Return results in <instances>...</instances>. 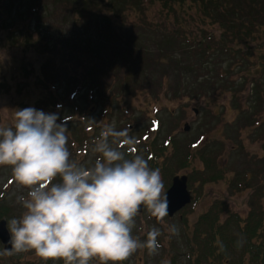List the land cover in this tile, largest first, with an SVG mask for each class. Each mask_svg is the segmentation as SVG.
<instances>
[{"label": "rangeland", "instance_id": "rangeland-1", "mask_svg": "<svg viewBox=\"0 0 264 264\" xmlns=\"http://www.w3.org/2000/svg\"><path fill=\"white\" fill-rule=\"evenodd\" d=\"M183 3L182 36L176 39L175 22L164 18L155 0L144 8L124 4L125 16L99 0H0V127H12L18 109L55 114L67 128L70 159L86 168L95 164L99 154L93 148L105 126L128 129L135 143L121 150L129 147L160 170L164 195L173 176L188 177L193 203L180 216L157 223L145 207L136 215L133 237L144 243L148 232L158 229L160 247L154 254L138 249L125 264H223L205 245L214 234L213 209L222 208L221 226L232 215L245 219L253 210L264 217V199L257 202L264 196L257 182L264 176V72L249 70L261 65L264 23L261 33L245 41L255 47L247 65L236 66L242 60L231 59L227 79H220L212 57L208 62L202 52L220 40L222 30L200 21L195 10L186 14L196 2ZM257 10L264 15V0ZM105 15V24L95 17ZM168 37L181 44H166ZM220 173L222 179H215ZM28 191L15 181L10 166L0 165V221H6L7 232L8 222L26 211L19 198H27ZM236 228L223 234L222 257L231 249L236 259L241 254ZM43 260L34 251L9 255L0 242V264ZM90 264L103 262L94 258Z\"/></svg>", "mask_w": 264, "mask_h": 264}, {"label": "clouds", "instance_id": "clouds-1", "mask_svg": "<svg viewBox=\"0 0 264 264\" xmlns=\"http://www.w3.org/2000/svg\"><path fill=\"white\" fill-rule=\"evenodd\" d=\"M57 120L25 108L15 110L12 127H0V165L10 166L15 181L29 190L27 198H19L26 211L7 224L12 246L7 254L34 251L64 264H90L94 258L122 264L145 247L154 254L159 230L151 229L142 243L132 227L141 206L157 219L168 215L160 170L121 150L135 140L128 129L111 126L100 132L93 148L99 155L86 168L70 159L67 128Z\"/></svg>", "mask_w": 264, "mask_h": 264}, {"label": "trees", "instance_id": "trees-1", "mask_svg": "<svg viewBox=\"0 0 264 264\" xmlns=\"http://www.w3.org/2000/svg\"><path fill=\"white\" fill-rule=\"evenodd\" d=\"M99 1L105 2L104 7H111L112 5V8H119L120 12L118 14H124V16V4L126 6H132L134 4L137 6V8H144V3L146 2V0ZM183 1L185 0H155L157 4L159 3L160 9H163L166 12L167 16L165 15L164 18H166L168 21L172 20V22H175V24H173L174 26L172 27L173 29H170L171 31L173 30L172 33L173 36H176V39L182 36L181 30L183 29V26L181 25V16L183 10L179 9L181 8V6L183 8ZM221 1L228 6L226 7L225 5H220ZM188 2L190 3L191 0H188ZM195 2L198 6H192L191 10L189 9L186 11V14L188 13V11L195 10L192 13L194 15H197L200 21L209 20L210 22H212V24H218V26L222 30V32L220 33V40L216 41L215 44L213 42L212 46L206 45L202 54H205L208 62L212 57V70L215 66L214 72L216 74V77H219L220 79H227V74L232 68V65H229L228 63L231 59H241L243 62L245 61L249 51L250 53L255 52L254 45L249 46V44H247L245 41L247 39H254L259 33H261L260 29L264 23V15L259 12L257 8L262 6V0H258L257 3L256 0H192V3ZM82 5L84 4L81 3V6ZM95 17L103 24H105V20L108 21V17L106 15ZM216 21L219 22L216 23ZM73 37L74 40H76L75 36ZM174 40L175 39H170V37H168L166 39V44L172 43L175 45L174 48L177 47L176 45L181 44L178 41L176 42ZM231 43H237L238 45L230 46L229 44ZM262 47L263 51L261 52L260 58L264 62V46ZM209 49H212V51H209ZM178 51H180L182 54H186V52H183L181 50ZM197 62L200 63L201 59H198ZM242 62L238 61L236 66H244V63ZM263 62L260 65V69L263 68L264 72ZM173 63H175V65H178L180 63L177 56L174 57ZM223 64L224 67H222ZM206 65H208V63H201L198 66H195V70L199 67H205ZM247 176L248 175H245V177ZM222 177L223 175L220 173L216 175L215 179H222ZM257 182L258 187L264 190V176L258 177ZM263 197L264 196H259L257 198V202H261L264 199ZM213 210L215 217L212 218L209 226H212V233L220 234H212L210 238H207L208 242L205 243V245H207V251L212 256H217L219 261H223V264H231L229 263V261H233L235 264H264V217H262L261 213H259V211L257 210H253V212L245 219H240L237 215H232L227 223L221 226L218 224L217 220L218 215L222 212V208H215ZM215 224H218V226L215 227ZM232 226H237V232L242 235L238 236L237 239L234 240V242L239 243L242 247L241 254L237 259L233 255H231L232 253H234L232 249L229 251V253H225L224 257L221 256V253L225 252V250L227 249L226 243L223 242V234L228 228ZM215 245L219 247L214 248ZM202 257L208 260V257Z\"/></svg>", "mask_w": 264, "mask_h": 264}, {"label": "water", "instance_id": "water-1", "mask_svg": "<svg viewBox=\"0 0 264 264\" xmlns=\"http://www.w3.org/2000/svg\"><path fill=\"white\" fill-rule=\"evenodd\" d=\"M166 197L169 204L168 216L172 217L177 211L181 210L184 206L190 203L192 196L186 189V177L181 178L176 177L173 179L171 188L167 191ZM142 206L139 212H141ZM157 222H160L162 219H157L154 217ZM0 240L4 246V249L10 250L11 244L10 236L6 230L5 222H0Z\"/></svg>", "mask_w": 264, "mask_h": 264}]
</instances>
